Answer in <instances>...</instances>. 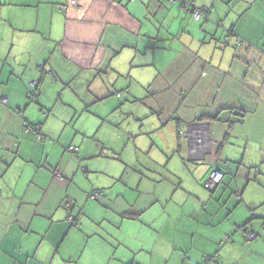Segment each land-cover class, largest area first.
<instances>
[{"label": "crops", "instance_id": "obj_1", "mask_svg": "<svg viewBox=\"0 0 264 264\" xmlns=\"http://www.w3.org/2000/svg\"><path fill=\"white\" fill-rule=\"evenodd\" d=\"M77 1L0 0V264H199L215 252L214 264H264V0H192L209 10L205 20L178 0ZM63 113L65 123L75 118L68 145L77 144L81 169L103 142L81 133H89L84 125L96 130L131 114L151 132V147L168 141L171 158L178 151L192 172L224 168L215 189L226 181L221 191L230 186L236 196L216 211L212 200L224 194L137 201L127 212L131 232L154 200L162 207L165 232L150 245L142 237L121 245L106 228L70 225L56 190L74 179L55 128ZM197 121L202 141L184 134ZM24 122L40 123L44 139ZM241 167L247 181L254 173L258 194L243 193L251 184L242 186ZM242 225L256 237L247 239Z\"/></svg>", "mask_w": 264, "mask_h": 264}, {"label": "rangeland", "instance_id": "obj_2", "mask_svg": "<svg viewBox=\"0 0 264 264\" xmlns=\"http://www.w3.org/2000/svg\"><path fill=\"white\" fill-rule=\"evenodd\" d=\"M58 110L59 108L55 109L57 113ZM123 110L126 111L125 106ZM63 114L62 116H58L63 122L59 125L55 123V128L62 131V133L58 131V136H60V142L62 144L65 143L63 145L66 148L71 139L76 137L73 129L75 118H68L65 123V119L62 117H67V113ZM109 117L112 118L113 114L110 113ZM104 119L109 121L107 118ZM134 120L131 114H126L124 118L116 124L115 122L109 121L113 126L103 125L93 130L87 124L84 125V128L87 129L89 133L83 131H81V133H84L87 138L95 139L99 138V136L103 138V142L98 144L90 152L89 158L87 159L88 163L84 164V166L86 165L87 167V164L91 166L86 173L82 171L78 158L77 161L74 160V158H76L75 154L67 150L64 153L62 159L67 160V168L70 170V173L73 174L74 178L70 180V187L73 188V193H71V188H66L68 182H66L65 186H59L56 190L61 191V194L62 192L64 193L59 204L63 202V200L69 198L74 204V207L81 211L80 217L85 214L90 218V220H86L83 223L82 221L78 223L79 225L82 224L81 229L88 230L96 226L102 231V229L106 228V232H109L111 238L121 243V245L125 243V239L128 240V243H131L135 237H142L145 244L150 245L153 240L165 232V228H163L164 221L161 220L159 216L162 207L158 201L154 200L150 205L151 208L148 206L139 216L140 230L138 232H131V228H125V225L130 224L128 220L131 219L127 217V212L133 211V207H135L137 201L140 203L142 200L148 198L153 200V194L155 193L165 196L174 194L180 199V197L188 194L187 192L195 195L198 194L197 192L203 191L209 196L212 194H224L220 200L219 197L217 198L216 195L214 196L212 205L215 211L220 207L222 208L225 204L231 205V197L236 196V194L231 190L230 186H228L227 191H221L223 186L225 187L224 189H226V181L221 183L222 187L214 189L213 191L209 190L202 184L207 172L202 174L192 172L190 170L192 167L188 168L187 164H185L178 154V151H176L174 153L175 155L171 158V150L166 145L168 141L162 138H160V144L163 147L158 145L151 147V132L147 130L146 124H144V130H142L139 124L134 123ZM81 121L82 120L78 117L75 125ZM138 122L140 123V121ZM133 125L136 127L137 131H141V133L134 134L135 132H133L129 135L127 133L129 132L128 127ZM190 136L197 137L194 133ZM205 136L202 138L203 140ZM102 149L106 152L105 155L100 152ZM175 156L180 164L174 161ZM240 171L241 173H238V176L242 180V186L245 187L251 184V187L247 186L243 193L246 196L258 194L257 191L253 189L255 183L253 178L254 173L252 172V180L247 181L246 177H243L242 174L243 167H241ZM228 172L227 175L231 177L232 174H230V171ZM192 178L195 180V185L191 182ZM54 188L55 186L51 184L48 192H51ZM92 188L101 189V195L97 198H89L88 193ZM40 191L38 193H40ZM99 192L100 191L97 193ZM38 193L37 195H39ZM61 194H46V197L58 196ZM71 194L78 195L71 196ZM86 197L92 201L87 202L85 205L86 201L84 200ZM237 197H239V195H237ZM261 206L264 207V204L261 203ZM155 207V211L152 212V209ZM181 226L183 227L184 225L182 224ZM100 233L101 232L96 230L89 235L91 238L94 234ZM131 236H133V238H131ZM121 241H123V243ZM147 254L150 256V251H148Z\"/></svg>", "mask_w": 264, "mask_h": 264}, {"label": "trees", "instance_id": "obj_3", "mask_svg": "<svg viewBox=\"0 0 264 264\" xmlns=\"http://www.w3.org/2000/svg\"><path fill=\"white\" fill-rule=\"evenodd\" d=\"M165 1H167V0H165ZM178 2H179V4H180V6H182L183 4L185 5L184 7H185V9H186V11L190 14V16H191V18L192 19H194L193 17H192V15H191V13L188 11V5L186 4V1H184V0H178ZM193 2V1H192ZM194 4V3H193ZM195 5V4H194ZM195 6H200V5H195ZM201 6H203V7H205L204 5H201ZM206 8V7H205ZM207 9V8H206ZM208 14H209V10L207 9V16H208ZM207 17H203V18H201V19H195V20H205ZM227 33L225 34V36H224V42L226 43V42H228L227 41V36H228V34H232V30L231 29H229V30H227L226 31ZM237 39V38H236ZM234 40V42L235 43H239L240 41H238V40ZM35 82V84H36V81H34ZM34 84V85H35ZM30 123V122H29ZM195 123H200V122H195ZM32 124H35L36 126H37V132H39L40 134H41V136H37V134L36 133H34V132H30L31 134H33L34 135V137L37 139V140H43L44 139V134H43V132L40 130V123H32ZM190 124H193V122H191ZM187 127H188V125L186 126V129H187ZM69 145H74V146H76L77 148L75 149V150H69L67 147L69 146ZM69 145H67L66 146V149L70 152V153H73V154H75V155H77L78 154V146L77 145H75V144H69ZM103 155H105L106 154V152H104L103 151V149L100 151ZM217 166H219L218 164H216ZM82 167V166H81ZM221 169H222V171H223V174L225 173V170H224V168H222L221 166H219ZM82 171L83 172H85L86 173V171H87V168L84 166L83 168H82ZM209 172V171H208ZM207 172V173H208ZM53 174H54V176H55V178L56 179H58V180H65L64 178V175L61 173V171H59V169L58 168H54V170H53ZM223 176V175H222ZM221 179H222V177H221ZM221 179L218 181V183L221 181ZM204 180V179H203ZM217 183V184H218ZM202 184L204 185V183H203V181H202ZM217 184L213 187V188H209V187H207V186H205L206 188H208L209 190H211V191H213L215 188H216V186H217ZM98 192V191H100L99 193H96V195H91L92 194V192ZM103 194V193H102ZM101 195V189H98V188H92L91 189V191L88 193V197L90 198H97L98 196H100ZM74 201H75V199H74ZM263 204H264V201L262 202ZM58 208H60V209H64V215H63V219L64 220H66V221H68V223L70 224V225H74V226H76L79 222H81V220H80V214H81V211L80 210H78V212H76V213H73V209H74V204L71 202V200L69 199V198H67L66 200H63V202H61L60 204H59V207ZM131 212L132 211H130V214H129V216H131ZM65 214H67V215H65ZM241 228L242 229H244V231H245V237L247 238V239H253V238H255L256 237V234H255V232H253L252 230H248L247 229V227H246V225H242L241 226ZM249 233H252L253 235L251 236V237H248V234ZM223 239H220L219 240V242H218V244L221 246L222 245V243H223ZM218 257H219V254H218V252H215V253H212V254H205V255H203L202 256V258H201V261L199 262V264H214L215 262H217V260H218Z\"/></svg>", "mask_w": 264, "mask_h": 264}, {"label": "built area", "instance_id": "obj_4", "mask_svg": "<svg viewBox=\"0 0 264 264\" xmlns=\"http://www.w3.org/2000/svg\"><path fill=\"white\" fill-rule=\"evenodd\" d=\"M77 0H69L70 4H77ZM186 4L188 5V11L191 13L192 17L194 19H201L207 17V9L203 6H195L192 2V0H187ZM236 40L240 41L239 38ZM33 84H35L34 81H32ZM25 130L27 132H34L37 134V136H41L39 132H37V126L35 124L29 123V122H24ZM192 133L196 134V140L201 141L202 138L205 136L206 130L204 124L198 123V124H189L187 129L184 131L185 135H192ZM69 150H75L77 147L74 145H69L67 147ZM223 175L222 169L217 166L216 164L210 169L209 173L206 175V177L203 180V183L205 186L209 188H213L217 182L221 179ZM96 192H92L91 195H96ZM253 234L249 233L248 237H251Z\"/></svg>", "mask_w": 264, "mask_h": 264}, {"label": "flooded vegetation", "instance_id": "obj_5", "mask_svg": "<svg viewBox=\"0 0 264 264\" xmlns=\"http://www.w3.org/2000/svg\"><path fill=\"white\" fill-rule=\"evenodd\" d=\"M198 124V123H197Z\"/></svg>", "mask_w": 264, "mask_h": 264}]
</instances>
